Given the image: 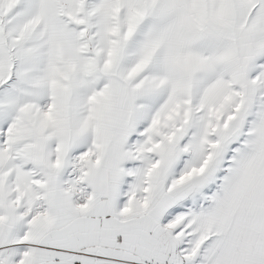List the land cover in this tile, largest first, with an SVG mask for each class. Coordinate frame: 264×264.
<instances>
[{"label":"snow or ice","instance_id":"obj_1","mask_svg":"<svg viewBox=\"0 0 264 264\" xmlns=\"http://www.w3.org/2000/svg\"><path fill=\"white\" fill-rule=\"evenodd\" d=\"M0 264H264V0H0Z\"/></svg>","mask_w":264,"mask_h":264}]
</instances>
